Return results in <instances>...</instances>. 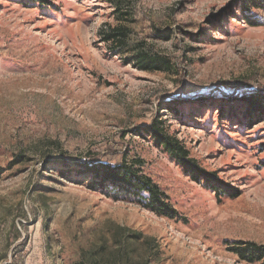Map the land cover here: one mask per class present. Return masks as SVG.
<instances>
[{
    "label": "rangeland",
    "instance_id": "374dc122",
    "mask_svg": "<svg viewBox=\"0 0 264 264\" xmlns=\"http://www.w3.org/2000/svg\"><path fill=\"white\" fill-rule=\"evenodd\" d=\"M246 3L0 0V264H248L230 249L264 245V6ZM116 26L120 48L103 41ZM152 123L240 194L192 180ZM124 160L176 218L91 189L75 164Z\"/></svg>",
    "mask_w": 264,
    "mask_h": 264
},
{
    "label": "trees",
    "instance_id": "16d2710c",
    "mask_svg": "<svg viewBox=\"0 0 264 264\" xmlns=\"http://www.w3.org/2000/svg\"><path fill=\"white\" fill-rule=\"evenodd\" d=\"M247 4L255 7H262L260 1L248 0ZM116 8H118L116 6ZM120 26L109 27L103 32V41L122 47L125 35ZM133 60L139 64L140 68L148 72H168L171 70L170 61L167 57L151 54L146 51H137L132 55ZM254 98V97H253ZM255 104L256 101H253ZM259 112L263 111L258 107ZM148 136L152 138L154 144L166 152L174 159L181 168L189 174L194 181H206L214 185L211 186L219 196L235 198L240 193L237 189L227 183L220 181L214 173L205 171L190 155L185 146L174 136L169 135L158 124L152 123L147 129ZM63 164H67L62 161ZM79 168L78 175H89L88 186L91 189H110L117 195H125L127 198H134L137 203L144 208L166 218H176L178 212L167 201L165 194L144 174L142 170L135 167L134 163L121 161L115 165L103 164L100 162L75 163ZM240 260L248 264H264V245L254 242L238 241L232 244L230 249Z\"/></svg>",
    "mask_w": 264,
    "mask_h": 264
}]
</instances>
